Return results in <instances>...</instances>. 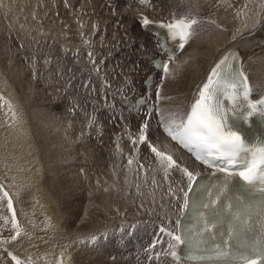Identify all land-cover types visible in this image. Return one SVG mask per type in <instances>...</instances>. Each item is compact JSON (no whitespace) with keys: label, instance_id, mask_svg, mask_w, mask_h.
<instances>
[{"label":"rangeland","instance_id":"obj_1","mask_svg":"<svg viewBox=\"0 0 264 264\" xmlns=\"http://www.w3.org/2000/svg\"><path fill=\"white\" fill-rule=\"evenodd\" d=\"M118 1V3H113V0H13V3L17 9V13L14 15V20L10 19L9 11L4 13L0 9V77H3L0 78V82L4 79V81L6 80L7 82V85L5 86L9 85L7 94L0 93V96L1 94L4 96L7 95L8 98V92L13 91V93H10V95L12 97L14 95V97L12 98L9 95V100H12L11 104L15 105L13 108L15 112L20 113H17L16 116L18 117L17 124H27L25 117L28 116L27 118L29 119L30 117V121L35 125V131L34 129H32V132L26 131L28 132L27 136H24V138H26L24 141L28 142L29 147L31 146L30 148L28 147L29 153L26 152V154H23L21 152L23 158H25L27 161H24V166L31 171L32 168L35 169L38 175L39 173L45 172L47 168H45V158L43 157L47 156L46 150H51V148L54 147V145L57 144L59 140H62L63 145L69 143L70 145H66L68 147L70 146L69 149L71 148L72 150L67 151L68 158L65 160L67 162L69 157L72 156L80 159V170H85L83 172L85 173V176L83 174L80 176L83 183L77 182L75 179L73 180V178L68 177L67 179H71V182L68 181L69 183L65 186L63 185L62 189L60 188L61 185L59 186V189L56 188L55 192L57 195L53 198L54 200H52V204L56 210L58 209V218L61 216L60 211L62 212L63 217L68 218L69 215H71V209L74 208L73 210H75L77 208V214H81V216L84 217L83 219H81V216H77L78 218L75 216L74 218H71L72 216L69 217L71 220H69L68 227L71 226L72 229H75L76 227L72 225L79 226L82 221L85 222L84 219L88 221V219H90L92 216V211L90 210L87 212L85 209L86 205L89 204L86 202L92 201L98 208V205L96 204L98 203V200L100 201V204L102 202V207L109 206L111 208H106L107 210L105 211L107 213L108 211L110 213L111 210L110 214H114L113 216L115 219L113 221L102 224V226L107 224L108 227L102 230H100V227H97V232L94 234L98 238L97 241L102 239L100 242L104 244V246H101V249L98 248L96 243H90V240L87 241L86 246H80V243L86 240V237L91 238L92 234L80 230L77 231V233L80 235L77 239L80 242L77 247L73 248L74 257L69 264H164L163 260L161 259V247H163V245L156 244V241H153L155 238L154 232L156 229V224L158 223L157 221L163 225L166 224L163 223V219H158L155 221L154 218L150 223V227H148L150 233L148 232V235L146 231L145 234H143L144 238L142 235L139 236L137 233H131L132 228L130 227L136 222L144 219V217H142L140 214L144 210L141 211L140 208L138 210L134 209V205L137 207L136 201H138L139 197L142 196L140 193L147 192L149 195V192L154 188L158 179V172L156 170L155 164L153 163L152 154L149 152V143L152 144L151 141L155 138V140L161 142L162 138L159 133L158 135L151 133V136L148 134L149 124H155V116L153 117L151 115L146 118H141L143 116L136 114L135 116L131 115V117L129 113H123L117 102V99L120 95H129L127 90L140 89V79L142 73L146 71V60L140 59L139 55L146 50L154 49V44L146 46L148 48H143L142 46L140 47V45L136 46L134 44L135 42L126 44L128 41L130 42V40H124L121 42L119 47L117 46L113 48L115 51L111 52L109 45H107V48H103V46L107 44L105 42L106 40H110L111 42L112 38H119L117 37L118 35L121 36V32H119V30H115L118 34L114 31L115 25L119 26V22L116 21V19H114L113 22L108 23V25L113 24V28L111 27L105 30L107 31L105 33L101 34L102 29H100V26H98V23L105 19L103 17L104 14L106 16H114L117 6L119 8L121 5H123L124 1ZM159 1V5L160 3L161 5H167L169 0ZM233 1L236 2V0ZM244 1L245 0H238L236 4L241 5L244 3ZM172 2V4L170 3L167 5L168 10H163L160 14L165 17L167 16L169 19L174 16L184 17L186 19H196L199 24L197 23L195 26L197 31H199V29L201 31L200 37L202 35L207 37L209 33H211V35L215 33L216 27L210 28L212 21H210L211 19L204 11L196 8L193 10L190 7L188 9L184 8L183 5L181 6L180 0H172ZM37 3L41 4L36 5ZM189 4L193 5L191 2ZM32 6L35 10V14L23 15L21 13L27 12ZM262 8H264V6H262L261 9ZM109 9L112 11H109ZM3 16H6V18ZM23 17L26 18V20L23 19ZM30 18H32L33 21ZM3 19H5V21ZM16 19L17 21H15ZM28 21L29 24H27ZM33 22H36V25ZM137 28L138 27L136 26L135 29ZM137 31L140 33L139 30H136V32ZM103 34L110 36L108 38H104ZM263 36L264 26L263 31L261 32L260 30L256 37L263 38ZM98 39L99 41L97 42L100 43H96V45H94L95 41ZM102 42L104 45H102ZM99 44L102 45V48ZM260 45H264V39L260 40ZM97 46H99V49ZM71 50L73 51L72 53ZM100 51L102 54L104 53L106 57L108 56L109 63L106 62V66L102 64L104 62V56L100 54ZM95 55L101 57H98L97 60ZM119 57L122 59H118ZM101 58L103 62L100 61ZM98 61L101 63L98 64ZM101 64L102 66H100ZM180 66H182V64H180L179 67ZM92 67L95 68L94 72H92ZM97 68L98 70H96ZM109 69H115V71L110 74V78L107 77V74L105 76L104 73L105 70L108 71ZM172 72L173 71H171V74ZM161 81L162 79L159 80V82ZM11 85H13V87ZM158 85H160V83ZM107 105H109V107H107L108 111L105 107ZM0 106L2 107L3 105L0 104ZM9 115L11 118V111ZM5 117H8V115H5ZM46 121H51L50 126L44 125ZM146 121L149 123L146 130L147 140L141 143L139 140L140 129ZM56 123H58L59 126L53 127V131L55 132H49V134L53 135L54 138L50 139L49 137H44L45 132L50 130L49 127L51 128ZM72 123L74 125H72ZM70 126L73 128L75 127L74 130ZM41 129L43 130V133ZM59 131L63 133L61 134ZM36 140L40 141V144H38L39 142H36ZM21 143L23 144L24 142ZM39 146L42 147V149ZM39 148L41 150H38ZM46 148L50 149L48 150ZM67 152H64L63 155H65ZM39 153L41 154V157H39ZM129 159H132L133 161L131 165L128 163ZM1 165L2 164L0 163V177L2 178L5 176V174L8 176V172L7 168H4V166ZM67 165L68 164H66V166ZM141 165H143V167H140ZM60 172H62L61 169H59V173ZM87 174L88 177H86ZM44 176H46V173ZM44 176L43 178L45 179ZM35 178L38 179L40 177ZM2 179L0 180V183L3 185L4 190L8 191L7 186H11L13 182L10 183L12 181L11 178L5 179L7 181V185H5L4 180ZM61 179L62 178H60L61 184L63 181H67L65 180L66 178L64 179V177L62 180ZM153 180L155 183L152 182ZM95 181H97V183ZM19 190L20 184L18 183L17 188L15 187V191L18 192ZM111 191L116 192V194H113V192L111 193ZM114 196L116 198H114ZM56 199L62 202L60 203L61 207L59 204L57 208L56 202H58V200ZM105 201L106 203L110 202V205L108 204V206H104ZM92 202L91 204H93ZM117 202H119V204H117ZM1 203L0 209L3 210L4 201H1ZM175 203L177 205L179 204L177 199L174 201V204ZM23 204L28 205L29 203L20 202L19 207L22 208ZM81 206L83 207L80 208ZM67 208L70 209V211H68ZM83 208L87 213L83 211ZM174 209V211H176V215H178L180 206L178 209L175 207ZM1 210L0 213L3 216V212ZM154 215L155 213L152 214V216ZM79 219L81 220L79 221ZM172 219V222H170L172 224L167 225L175 229L176 219ZM11 225V222L4 223L3 219L0 220V245L10 247V250L13 249L14 251L18 252L19 255L27 253L25 249L21 248V246L24 245H21L20 242H17L18 240H11V236L15 234L13 233ZM78 228H80V226ZM125 230H129L128 233ZM111 232L112 235L110 237H113V239L116 241L115 242L113 240L114 247L107 246V244L109 245L111 239L106 240L108 243L105 241V234ZM119 232H124L122 235L123 238L118 236L120 235ZM32 233L33 232L31 231V234L25 233L20 237L25 241H29L32 237ZM101 234H104L103 237L99 236ZM151 238L152 242H150ZM161 244L163 243L161 242ZM157 254H159V256H157ZM0 258L5 259L8 264H15V261H13L12 258L7 254L3 253L2 250ZM23 259L20 260L23 261ZM23 262L28 264L27 259H25Z\"/></svg>","mask_w":264,"mask_h":264},{"label":"bare ground","instance_id":"obj_2","mask_svg":"<svg viewBox=\"0 0 264 264\" xmlns=\"http://www.w3.org/2000/svg\"><path fill=\"white\" fill-rule=\"evenodd\" d=\"M115 2L118 3L119 1L113 0V3H115ZM124 2H126V4L123 3V5H121L119 8L116 5L117 9L114 12V16L112 15L113 19H112L111 15L106 16L104 14L103 17L105 19L98 23V26H100V29H102V31H101V34H102V33L107 32L105 30H107L111 27L113 28V24L108 25V23L113 22L114 19H116V21L119 22V24H118L119 26L115 25L114 31L119 30V32H121V36L118 35L117 37H119V38H116V37L112 38L111 42H110V40L109 41L106 40L105 41L107 43L106 45H104V43L102 42L103 43L102 45H104L103 48L104 47L107 48V45H109V47L111 48V52L115 51V49H113V48H115L117 46L119 47L121 42L124 40H130V42L128 41V43H126V44H130L131 42H135L134 44L136 46L140 45V47L142 46L143 48H145L146 46H149L153 43V41H152L153 37L149 33L140 31L138 28L135 29L137 24L134 21V19H132L129 16L130 13L133 12L132 9L134 6L137 8V10H135V11H138V9H140V10L142 9V10L146 11L147 14L153 19L157 18V19H161V20H166V19H168V17L167 16L165 17L160 13L163 10H168L167 5H169L170 3L171 4L173 3L172 0H169L167 5H161V3L159 5V2H160L159 0H149L148 5L139 7L132 2H129V1H124ZM180 2H181V6L183 5L184 8L188 9L190 7L193 10L196 8V9H200V10L204 11L208 15V17L211 19L210 21H212V25L210 26V28L216 27V31L213 35H211V33H209L207 35V37L204 35H202L200 37V34H201L200 29H199V31H197L196 26H194L192 38L184 46L182 51L173 60H171V62L168 64L170 72L173 71L172 74L168 77V76H165V74L163 72V79L159 85L161 99L159 100L158 103H157V101H154V100L151 103V107L153 108L151 113H152L153 117L155 116L154 118L156 119V121H155V124H152V123L149 124L148 123L149 124L148 134H149V136H151V133L155 134V135H158V133H159V135L162 138L161 142L155 140L156 138L152 139V141H151L152 145L156 146L161 151H165V152L171 154L173 156V158L176 160L179 167L169 170L168 175L165 176L164 171L162 170L160 164L157 162V158L155 157V154L152 153L151 149L149 150V152L152 154L153 163L155 164L156 170L158 172V179H157V181L154 179L156 181V183H155L154 188L149 192V195L147 192L140 193V194H142V196L140 195L141 197H139V199L137 198L138 201H136L138 208L136 207V205H134L135 210H138L139 208L141 209V211L144 210L142 212L140 211L141 212L140 214L142 217H144V219H142L141 221L136 222L135 224L130 226L132 228L131 233L132 232L137 233L139 236L142 235L143 238H144L143 234H145L146 231H147V233L149 232L148 227H150V225H151L150 223L154 218H155L154 219L155 221L158 219H163V223H166L165 225L159 223V221H157L158 222L157 224L163 225V227H165L167 229L170 228L168 225L172 224V223H170V222H172L171 220H173L172 218H175L176 223H175V229L174 230H176L177 221H178L181 213L183 212V207H184V201L182 200V196L187 191L188 183H189L187 176H185L183 174L181 169L187 168L189 171L193 172V174H198L197 177L199 176V174L201 172L204 171V169L199 164L195 163L192 159L189 158V156L187 154H185L183 151L178 149L173 143H171L168 140V137L165 136L162 131H160L162 127L160 126V123H159L160 116L157 113L156 109L159 108L165 112H177V113H181V114L187 112V109H188L190 103L196 98L197 89H198L199 85H201L203 83V79L205 78V75H206L209 67L216 61V59L218 58V56L221 52H224L226 49L233 48V47H235L237 50H239V52L241 54H243L245 69L248 72L250 83L252 85V89L256 92V96L264 93V45H260V40L264 39V36H263V38L256 37L257 33H259L260 30H261V32L263 31L264 8L261 9V7L264 6V0H245L244 3H242L241 5L236 4V2H238V0H236V2H234L233 0H180ZM190 2L193 5L189 4ZM40 4L41 3H37L36 5H40ZM239 4H240V2H239ZM239 6H241V7H239ZM0 9L4 13L9 11L10 19H12V20L15 19L14 15H16L17 9L15 7V4L13 3V0H0ZM19 10H21V9H19ZM14 11H16V12H14ZM109 11H112V10L109 9ZM113 11H114V9H113ZM155 11H159V12H155ZM21 13L23 15H26V14L33 15V14H35V10L33 9V6H32L31 9H29L27 12H21ZM163 13H165V12H163ZM4 18H6V16ZM172 18L177 19L180 17L174 16ZM17 19H19V18H17ZM17 19L15 21H17ZM23 19L26 20V18H24V17H23ZM23 19H22V21H23ZM30 19L33 21L32 18H30ZM3 20L5 21V19H3ZM9 22H11V21H9ZM36 22H33V23H35V25H36ZM27 24H29V21ZM202 25H203V23H202ZM111 30H113V29H111ZM136 30H139L140 33H138V31L136 32ZM115 33H117V31H115ZM103 35H104V38H108L110 36V35L106 36L105 34H103ZM258 35H260V34H258ZM131 39H132V41H131ZM97 41H99V39L95 41L94 45H96V43H100ZM102 45H100L101 48H102ZM98 47L99 46H97V48ZM146 48H148V47H146ZM76 51H79V50H76ZM72 52L73 51L71 50V53ZM100 54L102 56H104L103 57L104 62H103L102 58L100 59V61H102L103 62L102 64H104V66H106L107 65L106 62L109 63L108 62L109 61L108 56L106 57V55H104V53L102 54L101 51H100ZM98 57L99 56H96L97 60H98ZM139 58H141L140 55H139ZM118 59H122V58L119 57ZM87 62H88V60H87ZM100 63L98 61V64H100ZM119 63H120V61H119ZM85 64H84V66H85ZM102 64L100 66H102ZM180 64H182V66L179 67ZM112 65H114V64H112ZM90 68H91V66H90ZM147 68H148V66H147ZM94 69L95 68L92 67V72L95 71ZM99 69H100V67H99ZM130 69H132V68H130ZM96 70H98V68ZM114 71H115V69L114 70L109 69L108 71L105 70L104 71L105 76L107 74V77L110 78V74H112ZM124 73H125V71H124ZM1 74H3V73H1ZM5 77H7V76H5ZM0 78H3V77H0ZM115 83H116V81H115ZM5 85H7V82H6V80L4 81V79H3V81L0 82V93H6L7 94V91L9 90L8 89L9 85L8 86H5ZM11 86L13 87V85H11ZM135 91H136V89H134V90L129 89V90H127V93H129V95H130V94L134 93ZM8 93L10 95V93H13V91L8 92ZM123 93H125V92H123ZM14 94H15V92H14ZM9 95H8V98H7V95H5L6 96V98H5V96L1 94V96L4 99L0 100V104L3 105L2 107L0 106V111H1V113H0V160L2 161V162L0 161V163L4 166V168H7V172H8L9 177L6 176V174H5V176L2 177L3 179L0 177V180L1 179L4 180L5 185H7V181L5 179L11 178L12 181L10 183L13 182V184L11 186H7V189L9 191V193L11 194L10 196H11L12 201H13V211L15 213L16 220H17L19 226L21 227V229L23 230V234H25V233L31 234V231L33 233H32V237L30 238L29 241H25V240L21 239V237L17 238V240H18L17 242H20L21 245H24V246H21V248L25 249L27 251V253L24 254L22 252L23 254L19 255V253L14 251L13 249L10 250V247L0 245V254H1V250L5 254H7L8 252H11L18 259L24 258L23 261H25V259H27L28 264H29V261H30V264H69L73 260V257H74V255H73L74 249L73 248L77 247V245L80 242L77 239L80 236L79 233H77L78 230L84 231L87 233H91L92 234L91 237H92L94 234H96L97 227H100V230L107 228L108 227L107 224H105L103 226H102V224L107 223V222H111L115 219L113 216L114 214H110L111 210H110V213H109V211H108V213L105 211V210H107L106 208L109 207L108 204L110 202L106 203V201H107L106 200L105 205L104 204L103 205L108 206V207H102V205H101L102 202L100 204V201L97 199L98 203H96V204L98 205V208L96 207V205L92 201L86 202L89 204L86 205V208L85 207L84 208L87 210V212L91 210L92 216L90 219H88V221L84 219L85 222H83V221L81 223L79 222L80 228H78L79 226L72 225V226L78 228V229L75 228L76 230L72 229L71 226L70 227H68V226H69V220H71V218H74V216L75 217L81 216V214H79V215L77 214V212H78L77 208H76L77 210L76 209L73 210L74 208L70 207V208H72L71 209L72 210L71 215H69V217L72 216L71 218L63 217V214L61 211H60L61 216L58 218V211H57L58 209L56 210V208H54V206L52 204L53 203L52 200H54L53 198L57 195L55 192L56 188L59 189V186L61 185L60 188L62 189L63 185L65 186L66 184L69 183L68 181L71 182L72 180L67 179L68 177L73 178V180L75 179V181L81 183L82 180H81L80 176L82 174L85 176V173H83L85 170L84 169H83V171H82V169L80 170L81 160L77 159L74 156L69 157V159L66 162L65 159L68 158V155H67L68 152L67 151L72 150V149L71 148L69 149L70 146L68 147L66 145L69 143H66L65 145H63L62 140L61 141L59 140L58 143L55 144L56 146L55 145H54V147L51 146L52 147L51 150H49L50 148H46L49 151L46 150L47 156L43 157V158H45V161H44V164H46L45 168H47V170H45V172L39 173V175H38V173L36 172L35 169L32 168V171H31L30 169L26 168L24 166V161H26V159L23 158L21 152L23 154H26V152L29 153V149H28L29 146H28V142L24 141L26 139V138H24V136L26 137L27 133L29 131L32 132V129H34V131H35V125L32 124V122L30 121V117H29V119L27 118L28 116L25 117L27 124H21V125L17 124V122H18L17 118L18 117H16L15 120L12 117L11 118L9 117L10 116L9 115L10 110L8 108V102L12 101V100L11 101L9 100V97L11 96V95L10 96ZM13 97H14V95H13ZM90 97H92V96H90ZM153 97H154V94L152 92L151 98L153 99ZM12 106H13V108L15 107L14 104H12ZM105 107H109V105H107ZM123 110H125L123 113H125V112L126 113H128V112L134 113L133 111H135V112L136 111L138 112L139 110L142 111L143 108L142 109L137 108L136 110H132L131 106L128 104L126 107L123 108ZM7 113H9V114H7ZM18 114H20V113H18ZM116 114H119V113H116ZM5 115H8V117H5ZM21 116H22V114H21ZM71 116H72V114H71ZM50 122L51 121H46V123L45 124L43 123V124L46 126L47 125L50 126ZM1 124H3V125H1ZM72 125H74V124L72 123ZM57 126H59L58 123L53 125L51 128L49 127L50 130H47V131L45 130L46 129V127H45L44 130L46 132L44 131L45 132L44 137H49L50 139L54 138L53 135L49 134V132L50 131L55 132V131H53V127H57ZM61 126H63V125H61ZM70 127H72V126H70ZM74 128H73V130H74ZM26 131H28V132H26ZM56 132H57V130H56ZM42 133H43V130H42ZM67 133H66V135H67ZM76 134H77V132H76ZM80 135H83V134H80ZM69 136H71V135H69ZM76 136H78V135H76ZM76 136H74V137H76ZM71 137H69V138H71ZM40 139H43V138H40ZM75 139H77V138H75ZM21 142H24V143L22 144ZM36 142H39L38 144H40V141L36 140ZM55 142H57V141H55ZM49 143H50V141H49ZM57 145H59V146H57ZM40 148L42 149V147H40ZM40 148L38 150H41ZM64 152H67V153L65 155H63ZM42 156H43V154H42ZM39 157H41V154ZM66 164H68V165L66 166ZM29 167H30V165H29ZM59 169H61L62 172L59 173ZM0 172H1V170H0ZM45 173H46V176H44ZM43 176L45 177V179L43 178ZM35 177H40V178L37 179ZM63 177H64V179L66 178L65 180H67V181H63L61 184L60 178L63 179ZM86 177H88V174ZM85 180H87V179H85ZM95 182L97 183V181H95ZM18 183L20 184V190L18 192H16L15 187L17 188ZM79 184H78V186H79ZM138 184H139V182H138ZM0 185H2V184L0 183ZM113 186H115V185H113ZM147 191H149V190H147ZM112 192H113V194L114 193L116 194V192L111 191V193ZM24 193H26V194H24ZM107 198H108V196H107ZM114 198H116V197L114 196ZM27 199H29V200H27ZM176 199L179 202L178 205L176 203L174 204V201H176ZM56 200H58V199H56ZM111 200H112V198H111ZM116 200H118V199H116ZM3 201H4V204H3L4 208H3V210L0 209L3 212V216L0 213V217H1V219H3L4 223L5 222H11L12 212H9L7 209V206H6L7 201L6 200H3ZM181 201H182V203H181ZM20 202H28L29 204L28 205L23 204L22 208H20L19 207ZM84 202H85V199H84ZM91 202L93 204H91ZM113 202H114V199H113ZM0 203H1V201H0ZM60 203H62V202H60L59 200H58V202H56L57 208H58V205ZM117 204H119V202H117ZM80 205H81V203H80ZM176 206H178V207L180 206L178 215H176V211H174L175 210L174 207L178 209V207H176ZM60 207H61V204H60ZM66 207H67V204H66ZM82 207L83 206H81L80 208H82ZM84 208H83V211H85ZM114 208H116V207H114ZM134 209H133V212H134ZM68 211H70V209H68ZM101 211H103V212H101ZM154 213H155V215L152 216V214H154ZM88 214H86V215H88ZM104 214H105V216H104ZM83 215H84V213H83ZM83 217L81 216V219H83ZM5 218H7V221L5 220ZM81 219H79V221ZM157 224H156V229L154 232L155 238L153 239V241L155 240L156 244L166 246L164 249V250H166V248L169 246V244L171 242L165 235H162V234L157 232ZM11 227H12V225H11ZM12 229H13V227H12ZM125 231L128 233L129 230H125ZM13 233H15V229H13ZM74 233H76V234H74ZM119 233H117V234H119ZM123 233L124 232L120 233V235H118V236L123 238V236H122ZM149 233H148V235H149ZM23 234H22V236H23ZM103 235L104 234H101L99 236L103 237ZM106 235L107 236L105 238V241L107 239H111L109 245L107 244V246L108 247H114L113 246V244H114L113 240L114 239H113V237H110L112 235V232L108 233ZM85 239L86 240H84L80 243V246H82V247L86 246L87 241L90 240V237H86ZM100 240H102V239H100ZM100 240L96 242V245L98 246V248L101 249V246H104V244H102L100 242ZM151 240H152V238L150 239V242H152ZM117 241H119V240H117ZM31 242H32V244H31ZM161 242L163 244H161ZM162 248L163 247H161V249ZM134 249H132V250H134ZM5 259H6V257H5ZM5 259L0 258V264H8ZM76 259H77V257H76ZM23 261L21 260L22 264H27Z\"/></svg>","mask_w":264,"mask_h":264},{"label":"snow or ice","instance_id":"obj_3","mask_svg":"<svg viewBox=\"0 0 264 264\" xmlns=\"http://www.w3.org/2000/svg\"><path fill=\"white\" fill-rule=\"evenodd\" d=\"M138 2L144 4L146 0H138ZM150 23L148 18H142L143 25ZM197 23L194 18L180 17L168 23L166 27L171 38L179 39L180 47H184V44L191 39L193 27ZM160 67L165 76L171 75L167 62L161 61ZM251 92L252 87L244 72L238 68L232 69L229 57L226 55L212 68L207 81L198 89L196 98L187 112L181 114L156 109L160 116V126L173 141L193 153L201 163L225 173V184L219 189V193L225 191L228 180L232 176H238L248 191L254 189L257 184H264V141L257 145H249L241 133L235 130L241 120L247 121L256 115L264 118V96L256 101H251L249 99ZM156 96L158 103L161 99L159 86ZM3 99L0 96V100ZM225 101H228L231 106H226ZM242 103L246 104V108L241 111L237 106ZM8 108L15 120L17 113L11 102H8ZM147 128L146 121L140 129L139 140L141 143L147 140ZM149 148L155 154L165 176L168 175L169 170L179 167L171 154L159 150L151 143H149ZM128 163L131 165L132 159H129ZM181 170L188 178V188L193 189L198 174H193L187 168ZM153 183H155L154 180ZM260 192L261 195L255 203L250 198L241 195L234 196L235 203L227 205L230 210H233L227 235L238 237L243 228L258 223L260 225L259 239L248 247H237L234 251L231 250L230 241L226 240L223 246H213L208 256L209 259L215 258L218 261H223V264H264V188H261ZM219 193L217 199L211 200L212 205L217 204ZM187 196L186 192L185 197ZM3 200L7 201V209L12 212L11 223L15 234L11 236V240L15 241L23 234V230L16 220L9 192L4 190L3 185H0V201ZM5 220L7 221V218ZM202 222L201 234L204 231L211 233L216 230L214 218L203 219ZM168 235L172 237L173 241L169 245L168 254L178 259L177 253L172 249L184 243V240L180 235L172 233H168ZM97 239L93 235L89 242L95 244ZM7 254L15 261V264H22L21 260L13 253L8 252Z\"/></svg>","mask_w":264,"mask_h":264}]
</instances>
